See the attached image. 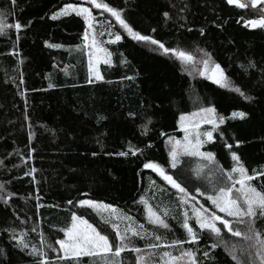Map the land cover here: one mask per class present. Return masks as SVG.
I'll list each match as a JSON object with an SVG mask.
<instances>
[{
  "label": "trees",
  "instance_id": "trees-1",
  "mask_svg": "<svg viewBox=\"0 0 264 264\" xmlns=\"http://www.w3.org/2000/svg\"><path fill=\"white\" fill-rule=\"evenodd\" d=\"M103 2L121 10L135 31L193 60L134 40L89 0H0V17L12 26L0 34V264H42L44 259L48 264H104L99 257L61 260V251H53L59 250L55 241L65 237L61 229L70 226L73 213L115 241L111 224L79 205L86 199L112 205L147 231L129 234V248L142 251L123 252V264H137L138 255L147 264H163L165 251L178 257L185 250L196 252L198 264H237L225 241L236 245L240 264L245 258L251 264L242 248L254 241L233 237L219 224L222 240L194 222L200 238L190 243L182 222L191 206L180 203V194L144 164H159L186 188L192 205L223 216L207 196L215 186L230 183L224 173L236 166L231 154L250 174L264 172V28L245 24L261 17L262 5L245 0L240 1L244 8L228 0ZM66 4L90 6L122 37L104 43L112 60L100 65L103 79L90 76L83 17L70 13L52 19ZM205 53L221 66L229 86L201 74ZM209 107L224 117L213 140L202 147L214 160L205 164L186 155L172 168L168 139L181 136L180 116ZM233 112L246 115L233 117ZM252 183L259 190L264 178ZM146 203L162 215L167 229L149 222ZM255 228L264 231V217L256 218ZM175 240L184 243L171 246ZM154 243L159 247H148Z\"/></svg>",
  "mask_w": 264,
  "mask_h": 264
},
{
  "label": "snow or ice",
  "instance_id": "snow-or-ice-1",
  "mask_svg": "<svg viewBox=\"0 0 264 264\" xmlns=\"http://www.w3.org/2000/svg\"><path fill=\"white\" fill-rule=\"evenodd\" d=\"M14 2V0H13ZM230 4H236L240 8L246 7L244 3L240 0H228ZM252 5L255 6L261 3V0H251ZM89 3L93 5L96 9H103L105 12L111 14L115 17V20L119 25L131 36L134 40L140 42H148L153 45H158L159 48L163 49L164 52H174L178 58L185 62H191L193 57L184 52L176 51L175 49L166 48L163 43L153 39L149 35H142L140 32L135 31L132 26L124 18H122L121 10L111 7L108 3H104L103 0H89ZM70 13H75L77 16L83 17L85 23L88 25V30L84 33L85 41H88L91 36V47L94 51L89 52V71L95 75L96 79H103L100 75L96 64L100 62V53L104 54V63H109L110 53L107 49L100 47L96 40V35H101L102 33H96L94 25L99 23L96 21L92 14L90 7H84L79 4H66L60 12L53 15L52 19H57L61 15H68ZM167 15V14H165ZM246 26L251 27H261L264 28V13H262L259 19H254L251 21H245ZM5 27H12L11 25H5L3 20L0 19V34L4 32ZM15 29L19 31L21 25L16 23L14 25ZM111 35V34H110ZM121 35L115 34L114 40L111 42H116L121 40ZM49 47H60L59 45H49ZM95 57V61L93 60ZM205 59L203 60L204 73H211V79L216 83H221L224 81L223 86H229L230 81L224 75V71L219 64H213L211 61V56L209 53H205ZM51 87V85H50ZM240 92L239 88L234 89ZM241 95H244L242 92ZM246 114L243 112H233V117L243 118ZM199 117L198 120H194L195 117ZM150 123V121H149ZM210 124L213 126V130L216 129L217 124L224 123L223 116H217L215 108H201L199 113H192L190 115L180 116L181 129L184 131L185 136L183 140H175L170 138L172 147L170 149L171 156V167L176 168L179 163L180 155L187 156H198L206 161H213L214 154L211 152H202L200 149L205 142H210L213 140V130L205 131L203 133L197 131L200 124ZM191 137V138H190ZM204 137L206 139H201ZM231 148V145H228ZM134 154V153H133ZM120 155H125V153H120ZM232 160L236 162V166L232 167L228 172L224 173L227 181L230 183L223 184V186H215L213 188V193L207 196V200L218 209L220 213H224L225 216L218 215L215 211L209 213L208 209L201 205L197 208L195 205L192 206L193 217L195 218V223L199 226L200 230H206L211 236L218 239H223L221 232L222 228L227 230L228 233L233 237L243 238L246 241H254L250 243L247 248H242V252L247 253V256L252 257L251 264H264V231H258L255 228V220L257 217H264V185L258 190L252 182L259 178H264V172H252L249 173L248 169L240 162L239 156L233 152L231 154ZM144 168L151 169L158 173L159 176L163 178L172 188L177 189L179 193L182 194L180 203L187 204L189 193L185 187H182L172 175L166 173L165 169L159 164L154 162H148L144 164ZM34 171V170H33ZM199 171V170H198ZM223 171V170H222ZM234 174H238V178L234 179ZM239 185V187H236ZM4 185L0 184V190H3ZM197 191H200L197 189ZM204 195L203 192L200 193ZM195 200V196L191 197ZM143 202V198H142ZM69 203H72L69 201ZM79 205L88 206L97 210L98 212H109L110 216L116 214V209L109 204H104L103 202L94 200H80ZM147 216L149 222L156 224L165 229L168 228V223L162 215L154 210L151 206L146 205ZM167 212L163 213L166 216ZM231 217L232 219H228ZM116 219H121V217L116 216ZM188 213L185 212L183 216L182 227L186 230L187 236L190 243H196L199 240V235L193 226L189 223ZM233 220L237 224L244 225V231L240 228L235 227ZM112 228L115 230V241H110L109 236L102 234L96 227L88 222V220L83 217L77 216L75 213L71 216V224L65 229H61L64 232V239H59L55 241L59 245V250L53 248V251H62L63 255L59 257L61 260H78L80 257H99L103 260L104 264H123L121 259V254L126 250L135 252L137 254L141 253V249L138 247H131V240L129 234L132 237L139 236L141 233L131 225L126 226L123 233L120 231L118 225L111 221L110 218L105 219V223H110ZM219 225L222 226L218 227ZM142 227V226H141ZM156 241L162 239L159 235H154ZM23 244V239L20 241ZM184 241L175 240L172 242L171 246L182 244ZM27 247L26 244L23 245ZM218 243H213L212 247H218ZM49 247H52L51 245ZM149 248H158L159 244H149ZM167 247V246H166ZM225 249H231L232 259L240 264V261L236 254V245H230L228 242H224ZM255 248V252L251 249ZM36 250L34 249V252ZM41 257L47 256V253L39 252ZM207 255V252L204 253ZM163 256L166 258L163 260V264H179L182 259H187L188 264H198L196 252L194 250L182 251L180 256H172L169 252L165 251ZM42 264H48L47 259L42 261ZM137 264H147L143 255H138ZM244 264H249L247 258H245Z\"/></svg>",
  "mask_w": 264,
  "mask_h": 264
},
{
  "label": "rangeland",
  "instance_id": "rangeland-1",
  "mask_svg": "<svg viewBox=\"0 0 264 264\" xmlns=\"http://www.w3.org/2000/svg\"><path fill=\"white\" fill-rule=\"evenodd\" d=\"M240 1H244V0H240ZM245 1H248V2H250V4L252 5V2H251V0H245ZM79 5H81V6H84V7H90V6H88V5H85V4H79ZM261 5H264V0H261V3H258L257 5H255V6H253V7H256V6H261ZM64 7V6H63ZM62 7V8H63ZM61 8V9H62ZM91 8V7H90ZM60 9V10H61ZM60 10H58V11H56L54 14H56V13H58V12H60ZM91 10H92V8H91ZM100 14H103V13H106L103 9H101V11L99 12ZM108 13V12H107ZM92 14H93V16L95 17V19H96V21H98L99 23H96L95 25H94V28H95V32L96 33H102L101 35H96V40H97V43H98V45L100 46V47H103V48H105V49H107V52L108 53H110V57H107L109 60H110V62H111V60H112V56H111V52L109 51V49L105 46V41H113L114 40V35L116 34L114 31H113V27L107 22V21H105V20H103L102 18H100V16H98V15H96V14H94L93 13V10H92ZM61 16H63V15H61ZM60 17V16H59ZM0 19H2L1 17H0ZM3 20V19H2ZM3 22H4V20H3ZM88 30V25L86 24V30L85 31H87ZM111 34V35H110ZM84 44H85V46H86V48H87V53H88V65H89V52H92V51H94V49L91 47V36H90V38H89V40L88 41H85V39H84ZM100 55V57H101V59H100V62L98 63V64H96V67H97V69L99 70V72H100V65L102 64V63H104V54L103 53H100L99 54ZM93 60L95 61V57H93ZM207 74V76L209 77H211V73L209 72V73H206ZM100 75H101V72H100ZM90 76H91V78H93V79H96V77H95V75H93L91 72H90ZM221 83H224V81H222ZM213 108V107H212ZM200 112V110H197V111H194V112H190V113H186V114H183V115H190V114H192V113H199ZM216 115L217 116H219L217 113H216ZM199 119V117L197 116V117H195L194 118V120H198ZM219 124V123H218ZM178 126H179V130L181 131V136H171L170 138H172V139H175V140H183L184 139V136H185V133H184V131L181 129V125H180V119H179V123H178ZM209 130H213V126L212 125H210V124H203V123H201L200 124V127H199V129H197V131H199V132H201V133H203V132H205V131H209ZM170 138L168 139V148H169V154H170V149H171V147H172V144H171V142H170ZM191 138V137H190ZM201 139H206V138H204V137H201ZM206 143V142H205ZM205 143H203V145L205 144ZM203 145H202V147H203ZM202 147H201V151L202 152H204L203 150H202ZM183 156H186V155H180V157H179V163L181 162V160H182V158H183ZM195 157H197V158H199L200 160H202L205 164L206 163H209V161H206V160H204V159H202L201 157H198V156H195ZM170 161H171V156H170ZM178 163V164H179ZM177 164V165H178ZM165 171H166V169H165ZM166 173L167 174H169L167 171H166ZM169 175H171V174H169ZM237 176H238V174H236ZM238 178V177H237ZM236 178V179H237ZM166 182V181H165ZM167 183V182H166ZM168 184V183H167ZM169 185V184H168ZM236 187H239V185H236ZM177 192H178V190L177 189H175ZM179 193V192H178ZM180 194V196H182V194L181 193H179ZM189 198V197H188ZM187 198V199H188ZM86 200H88V199H86ZM105 204V203H104ZM190 205L191 207H187L188 205ZM187 204H184V206H186L188 209H191L190 211H188V210H185L184 212H183V216H184V213L185 212H187L188 213V216H189V223L193 226V223L195 222V218L193 217V213H192V203H190L189 202V199H188V203ZM146 205H148V206H151L149 203H146ZM152 207V206H151ZM153 208V207H152ZM116 209V208H115ZM154 209V208H153ZM95 210V209H94ZM117 210V209H116ZM155 210V209H154ZM96 212H98L97 210H95ZM210 213V212H209ZM98 214L100 215V217L102 218V219H107V218H110V220L111 221H113V222H115L118 226H122V227H124V229L126 228V226H129V225H131L132 227H135L140 233H141V235H146V230L143 228V227H141L142 225L140 224H138L133 218H131V217H129L128 215H124V213H122L121 211H119V210H117L116 211V214L115 215H112V216H110V213L109 212H98ZM78 216V215H77ZM116 216H119V217H121V219H116ZM221 216H223V215H221ZM224 216H225V214H224ZM228 218V217H227ZM85 219V218H84ZM149 219V218H148ZM229 219V218H228ZM90 223V222H89ZM91 224V223H90ZM109 224H111V222L109 223ZM218 222H217V226H218ZM93 225V224H92ZM94 226V225H93ZM95 227V226H94ZM193 228H194V226H193ZM65 238V237H64ZM63 238V239H64ZM61 254L63 255V253H62V251H61Z\"/></svg>",
  "mask_w": 264,
  "mask_h": 264
},
{
  "label": "built area",
  "instance_id": "built-area-1",
  "mask_svg": "<svg viewBox=\"0 0 264 264\" xmlns=\"http://www.w3.org/2000/svg\"><path fill=\"white\" fill-rule=\"evenodd\" d=\"M260 9H261V12L264 13V5H262V6L260 7Z\"/></svg>",
  "mask_w": 264,
  "mask_h": 264
}]
</instances>
